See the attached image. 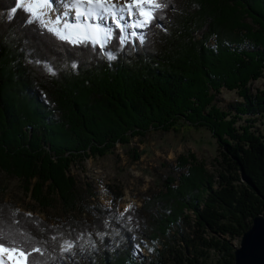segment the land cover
Returning <instances> with one entry per match:
<instances>
[{
	"label": "trees",
	"instance_id": "obj_1",
	"mask_svg": "<svg viewBox=\"0 0 264 264\" xmlns=\"http://www.w3.org/2000/svg\"><path fill=\"white\" fill-rule=\"evenodd\" d=\"M154 5L140 38L110 26L101 48L0 0V173L41 208L56 198L64 215L50 225L0 200V247L25 264H208L212 254L231 264V241L264 216V82L248 88L264 79V0ZM222 91L234 99L216 103ZM177 122L216 140V179L179 157L174 179L137 208L118 214L121 194L108 187V208L83 201L68 175L75 158Z\"/></svg>",
	"mask_w": 264,
	"mask_h": 264
},
{
	"label": "rangeland",
	"instance_id": "obj_2",
	"mask_svg": "<svg viewBox=\"0 0 264 264\" xmlns=\"http://www.w3.org/2000/svg\"><path fill=\"white\" fill-rule=\"evenodd\" d=\"M153 2L154 0L148 6V13L138 22H132L130 25L128 20L106 22L103 29L105 28L106 32V28L116 24L121 28L122 41L131 35L140 38L141 27L146 23L155 6ZM18 4L31 9L44 25L60 38L73 42L76 37L84 36V33L74 36L72 33L57 31L32 5L20 0ZM95 39L92 37L89 40L102 44ZM263 82L264 79L252 81L248 88L253 92L254 89H260ZM234 96L232 92L222 91L215 97V101L218 104H224L233 100ZM257 126L261 135L264 136V119L260 120ZM179 157L185 161H192L191 158H193L195 163L200 164L208 174H212L213 179H216L217 170H219L217 162L220 161L216 140L209 131L194 128L184 122H177L174 129L166 131L149 130L141 137L130 138L126 144L116 142L110 150L100 156L86 154L84 157L81 156L82 159L75 158L69 165L68 175L73 178L83 201L87 202L90 208L96 205L108 208L111 204L108 189L110 188L112 192H119L121 196L116 201V211L121 214L127 209L139 207L142 198L149 193L159 189L163 190L161 187L163 181L167 177L174 179L176 176L177 172L173 170V167ZM85 184L89 186V193L86 191ZM0 185L4 187L0 192V200L3 203L7 202L12 211L35 216L50 225H55L57 219H62L64 216L56 198L50 206L41 208L29 199L28 194L23 192L15 178H7L0 173ZM212 187H215V184ZM90 212V215L80 214L78 218L89 221L94 216V210L90 209ZM238 240L231 241L234 247L238 245ZM138 251L143 253L144 249L139 248ZM9 252L19 259L24 257L19 251ZM215 258L212 254L208 264H214Z\"/></svg>",
	"mask_w": 264,
	"mask_h": 264
},
{
	"label": "bare ground",
	"instance_id": "obj_3",
	"mask_svg": "<svg viewBox=\"0 0 264 264\" xmlns=\"http://www.w3.org/2000/svg\"><path fill=\"white\" fill-rule=\"evenodd\" d=\"M32 5L57 31L95 37L104 42L106 22H138L148 13L152 0H20ZM19 3V0H18ZM0 264H25L12 252L0 248Z\"/></svg>",
	"mask_w": 264,
	"mask_h": 264
},
{
	"label": "water",
	"instance_id": "obj_4",
	"mask_svg": "<svg viewBox=\"0 0 264 264\" xmlns=\"http://www.w3.org/2000/svg\"><path fill=\"white\" fill-rule=\"evenodd\" d=\"M231 264H264V216H254L242 232Z\"/></svg>",
	"mask_w": 264,
	"mask_h": 264
}]
</instances>
